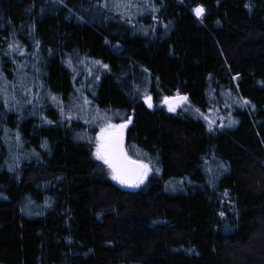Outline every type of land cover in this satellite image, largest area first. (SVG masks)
<instances>
[{
  "label": "trees",
  "instance_id": "obj_1",
  "mask_svg": "<svg viewBox=\"0 0 264 264\" xmlns=\"http://www.w3.org/2000/svg\"><path fill=\"white\" fill-rule=\"evenodd\" d=\"M132 2L0 0V264H264V0ZM71 103L128 125L140 188Z\"/></svg>",
  "mask_w": 264,
  "mask_h": 264
},
{
  "label": "snow or ice",
  "instance_id": "obj_2",
  "mask_svg": "<svg viewBox=\"0 0 264 264\" xmlns=\"http://www.w3.org/2000/svg\"><path fill=\"white\" fill-rule=\"evenodd\" d=\"M106 4L101 5V7H106ZM113 6L116 8L124 7L131 8L135 5L132 0H113ZM155 10V9H154ZM204 8L197 7L193 9V12L197 17H200L204 14ZM9 49L11 51H18L19 48L17 45L9 44ZM23 55V52L20 53ZM99 64V61H96ZM107 68V65L103 66ZM53 100H56V97H52ZM152 97L146 95L144 98L145 104L149 108L153 107ZM30 102V101H29ZM188 97L181 96L177 93L176 97H163L162 103L167 106L169 112H175L177 107H180L182 103H187ZM88 101L85 100V104ZM245 103H247L245 101ZM199 111V109H197ZM63 114V109L61 110ZM69 119L72 117L69 116ZM205 120H208L209 125L214 123L210 120L209 117L205 116ZM130 122V121H129ZM128 125L126 123L121 124H111L108 123L101 128L100 133L96 138V159L101 160L111 172V178L122 185H127L129 187H138L144 182L147 178L150 171L149 165L140 160L131 159L124 151L123 148V132ZM211 131V127H209ZM227 195V192L225 193ZM223 215V213H221Z\"/></svg>",
  "mask_w": 264,
  "mask_h": 264
},
{
  "label": "rangeland",
  "instance_id": "obj_3",
  "mask_svg": "<svg viewBox=\"0 0 264 264\" xmlns=\"http://www.w3.org/2000/svg\"><path fill=\"white\" fill-rule=\"evenodd\" d=\"M192 12H193V10H192ZM193 14H194V16L196 17V18H198L196 15H195V13L193 12ZM185 103H182V105L180 106V107H177V109H179V108H181L183 105H184ZM75 105V103L73 104V103H71L69 106L71 107V109H70V111H69V113H67V118L69 117V116H71L72 118V120H74V119H77V118H80L81 119V121H83L84 122V124H89V121L92 119V118H94V117H96V116H99L100 117V121H98V123H96V130H94L92 133L94 134L93 135V137L91 138V144H92V149H91V155H92V157H93V159L96 161V165L98 166V167H101L102 168V170L105 172V173H107V175H109V177L111 178V172H110V170H109V168L107 167V165H105L101 160H98V159H96V156H95V151H96V138H97V135L100 133V130H101V128L102 127H104L106 124H108V123H111V124H121V123H117V122H113V121H110V120H108V119H106L104 116L102 117L101 115H96V113L94 112H92L90 109H88L87 107V105H84V108L83 109H81L80 107H76V106H74ZM162 105H163V107H164V109L168 112V113H172V112H169L168 111V108H167V106L166 105H164L163 103H162ZM176 109V110H177ZM80 112V116L79 117H77V115H76V113L77 112ZM218 113L216 112H207L204 116H202V119L206 122V124L208 125V127H212L213 125H215L216 123H217V121L219 122V124H222V118H220V120H218ZM205 116H207V117H209V119L210 120H212V121H214V123H212L211 125H209V122H208V120H205L204 119V117ZM69 119V118H68ZM97 119V118H96ZM95 119V120H96ZM94 127V126H93ZM125 130V129H124ZM123 134H124V132H123ZM90 137V136H89ZM89 140V139H88ZM144 163H146L147 164V162L146 161H143ZM149 165V164H148ZM149 168H150V171H149V173H148V176H147V178L144 180V182L142 183V184H140L138 187H134L133 189H131V190H135V189H138V188H140L146 181H147V179H148V177H149V175H150V173H151V167H150V165H149ZM101 170V171H102ZM112 179V178H111ZM113 180V179H112ZM115 181V180H114ZM116 182V181H115ZM117 183V182H116ZM118 184V183H117Z\"/></svg>",
  "mask_w": 264,
  "mask_h": 264
},
{
  "label": "water",
  "instance_id": "obj_4",
  "mask_svg": "<svg viewBox=\"0 0 264 264\" xmlns=\"http://www.w3.org/2000/svg\"><path fill=\"white\" fill-rule=\"evenodd\" d=\"M123 148H124V151H125V137H124V135H123ZM125 153H126V151H125ZM117 182V181H116ZM118 183V182H117ZM122 188H124V189H126V190H131V189H133L134 187H129V186H127V185H122V184H120V183H118Z\"/></svg>",
  "mask_w": 264,
  "mask_h": 264
}]
</instances>
